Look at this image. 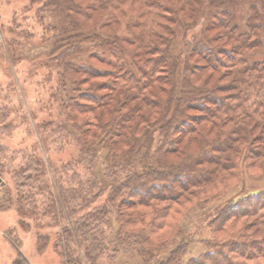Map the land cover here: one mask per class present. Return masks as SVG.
I'll return each instance as SVG.
<instances>
[{
	"label": "trees",
	"instance_id": "16d2710c",
	"mask_svg": "<svg viewBox=\"0 0 264 264\" xmlns=\"http://www.w3.org/2000/svg\"><path fill=\"white\" fill-rule=\"evenodd\" d=\"M28 1L43 25L44 116L31 110L32 146L0 143L21 217L63 221L66 264H264V188L217 209L204 251L165 250L191 206L264 173V59L248 56L263 46L264 0ZM8 29L18 36L2 25L1 46L18 62L30 35Z\"/></svg>",
	"mask_w": 264,
	"mask_h": 264
},
{
	"label": "rangeland",
	"instance_id": "374dc122",
	"mask_svg": "<svg viewBox=\"0 0 264 264\" xmlns=\"http://www.w3.org/2000/svg\"><path fill=\"white\" fill-rule=\"evenodd\" d=\"M169 4L177 6L179 2L169 0ZM38 10L37 4L30 5L28 0H0V27L3 25L8 30V34L11 33L16 37L18 29H8L16 21L30 35V42L24 47V58L13 62L11 51L8 53L1 46V41L4 46L6 45L3 41L4 35L0 31V143L10 149L9 154L11 155L14 150L19 151L18 149L27 145L32 146L38 141L39 134L34 126L37 119H31V110L38 111V119L44 116V109H41L39 101L46 96L42 82L44 70L42 68L38 69L39 72H35L32 69L37 60L33 57H37L39 53L36 47L41 40L43 26L42 21L38 19ZM248 11V6L245 4L237 7L238 17L246 18ZM51 16L50 19L53 17ZM244 20L241 22L242 27L245 25ZM258 36L262 39L263 46L253 53H248L251 60L264 59V30L259 32ZM20 41L22 44L23 40ZM14 77L20 85L25 107L19 104V98L14 90L15 86L12 84ZM55 156L66 162L70 154L67 151L55 154ZM15 157L17 158L13 160L14 165L20 162L18 153ZM0 177L2 179L0 182V264H66L64 261L66 257L58 250L59 240H56L59 229L64 225L63 221L59 225L51 226L49 216L44 215L42 211L32 213L34 215L29 212L27 214L30 215L29 217H21L16 206L7 201L9 196L7 192L14 195V183L10 174L0 173ZM263 188L264 173L250 172L244 175L239 182L232 183L226 194L219 199L203 207L191 206L181 220V233L167 243L165 250L184 241L187 245L186 257L204 251L206 249L205 239L211 236L209 221L217 209L232 197L236 199L251 190ZM36 216L41 218V221H35L33 217ZM22 218L24 220H21Z\"/></svg>",
	"mask_w": 264,
	"mask_h": 264
},
{
	"label": "water",
	"instance_id": "95a60500",
	"mask_svg": "<svg viewBox=\"0 0 264 264\" xmlns=\"http://www.w3.org/2000/svg\"><path fill=\"white\" fill-rule=\"evenodd\" d=\"M2 181L1 177H0V182Z\"/></svg>",
	"mask_w": 264,
	"mask_h": 264
}]
</instances>
